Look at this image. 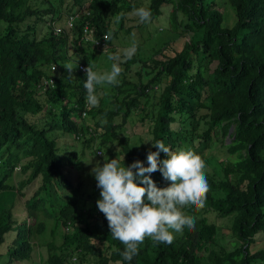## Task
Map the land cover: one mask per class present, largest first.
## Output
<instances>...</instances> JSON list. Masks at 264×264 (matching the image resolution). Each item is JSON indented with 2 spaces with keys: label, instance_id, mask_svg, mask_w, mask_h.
Listing matches in <instances>:
<instances>
[{
  "label": "trees",
  "instance_id": "16d2710c",
  "mask_svg": "<svg viewBox=\"0 0 264 264\" xmlns=\"http://www.w3.org/2000/svg\"><path fill=\"white\" fill-rule=\"evenodd\" d=\"M57 1L0 0V264H35L34 238L47 220L58 242L45 241L46 264H264V0H223L234 9L231 26H223L218 0ZM165 4L184 37L180 49L132 57L113 92L98 85L99 105H86V75L76 63L96 71L104 47L84 43L83 26L111 33L109 46L120 30L131 31L124 26L129 12L149 8L152 22ZM135 62L134 82L127 75ZM67 65L76 67L72 76ZM135 113L147 136L136 146L127 135L120 140ZM115 141L121 166L140 160L147 167L151 142L192 150L205 162L209 185L203 209H181L196 218L194 229L174 234L171 245L145 238L130 262L99 198L77 176L85 150H100L105 162V147ZM217 141L223 151L207 154ZM151 178L157 187L170 184L159 171ZM223 220L226 243L218 236Z\"/></svg>",
  "mask_w": 264,
  "mask_h": 264
},
{
  "label": "clouds",
  "instance_id": "9594fccd",
  "mask_svg": "<svg viewBox=\"0 0 264 264\" xmlns=\"http://www.w3.org/2000/svg\"><path fill=\"white\" fill-rule=\"evenodd\" d=\"M134 15L141 23H148L152 18L151 10L146 7L134 9ZM103 39L110 40L111 33L105 34ZM136 50L133 44L124 49L122 55H109L108 59L113 63L108 72L98 73L90 65L85 69V99L89 106L99 105L98 85H119L120 65L130 60ZM64 68L69 76L76 69L72 65ZM151 143L156 151L149 150L147 167L140 160L121 166L115 158L94 167L91 173L100 189L97 207L106 217L113 239L124 245L120 253L124 261L130 262L138 255L139 245L145 238H151L154 244L171 245L174 234L182 233L185 227L194 229L196 218L185 215L181 209L189 204L203 209L209 191L205 162L199 154L183 149L173 152L162 141ZM161 152L166 155L163 160L160 159ZM157 171L170 182L169 186L157 187L151 178Z\"/></svg>",
  "mask_w": 264,
  "mask_h": 264
},
{
  "label": "rangeland",
  "instance_id": "374dc122",
  "mask_svg": "<svg viewBox=\"0 0 264 264\" xmlns=\"http://www.w3.org/2000/svg\"><path fill=\"white\" fill-rule=\"evenodd\" d=\"M54 3L57 5L58 1L53 0ZM219 8L224 13V20H223V26H231L235 21V14L233 7L223 0H218ZM171 5L165 4L162 6V13L156 17L150 24H144L139 22V18L134 15L133 12H129L127 16L125 17L124 26L129 27L131 31L129 33H126L124 30H120L115 38L112 40V45H106L103 48V53L98 57L99 59H96V66L95 70L98 73H104L111 70V65L113 61L109 60V55L112 54H123V50L130 48L133 46V44L136 45L137 50L133 57L135 58H142V59H149L152 57L156 50L160 49L161 47H165L166 50H171L173 48L180 49L182 46L184 37L178 34L174 31L170 24V11H171ZM84 11V10H83ZM67 22V19L66 21ZM59 25H63L62 21L58 25H56L57 28H61ZM122 67V70L124 68L123 63L120 65ZM131 71L128 73L127 77L130 78L135 82L136 81V74L134 71L136 68H139V63L135 62L131 64ZM120 78V77H119ZM102 88L105 89V95L111 94L113 92L112 86L107 84H101ZM111 98H107V101H109ZM124 111V110H123ZM140 117L139 113L132 114V118L127 120V123L123 126V131L120 133V140L122 143H124V137L123 136H129L133 141V144L136 146L138 144V136L144 135V137H147L145 133H143V130L145 126L142 124L136 123ZM133 120H136L134 122ZM78 151H80V144H78ZM106 155H102L105 157L104 159H108L106 161H109L111 159H117L118 161L123 159V153H119V150L121 149V144L118 142L109 143L106 147ZM223 147L220 144L219 141H217L212 149L207 150L208 153H215L220 154L223 151ZM100 150H97V153L95 155H89L87 154V151H84V158L81 160L83 167L80 172L77 173V176H79L80 180L83 182L84 188L91 193H94L95 198L100 199V189L97 187V182L94 178V176L91 174L92 169L94 167L102 166L103 161L99 158L101 157ZM107 156V157H106ZM223 156H221L222 158ZM223 159V158H222ZM221 159V160H222ZM105 161V162H106ZM74 172H72L73 174ZM27 223H32L34 219L32 217H25ZM227 220H223L221 222V227H219V240L222 239V243L229 239L227 233ZM51 221L47 220V228L46 231L43 234H38L35 236L34 241L37 243L35 247L34 257L33 260H36L35 264H46L42 263L43 260L46 258L47 252H46V245L44 244L45 241H49L52 237L53 239L58 242L56 235H51ZM224 238L226 240H224ZM257 245H263L262 241H259ZM23 264H30V262H24Z\"/></svg>",
  "mask_w": 264,
  "mask_h": 264
},
{
  "label": "built area",
  "instance_id": "2783aa9c",
  "mask_svg": "<svg viewBox=\"0 0 264 264\" xmlns=\"http://www.w3.org/2000/svg\"><path fill=\"white\" fill-rule=\"evenodd\" d=\"M76 15H70L67 18V27H71L73 25L74 19L76 18ZM61 28L55 27V33L57 34L60 31ZM107 33H103L101 35H96V31L94 27H91L88 24H85L82 28V34H81V40L84 43L90 42L95 46L104 47L107 45V41L103 39L104 35ZM77 70L83 72L85 74V69L89 66L84 64L83 62H77ZM57 69V66L55 64L50 65V70L55 71ZM86 75V74H85ZM87 78V77H86ZM86 81V80H85ZM49 83L52 82V80L48 81ZM87 105V103H86ZM86 115L85 111H82V117Z\"/></svg>",
  "mask_w": 264,
  "mask_h": 264
},
{
  "label": "water",
  "instance_id": "95a60500",
  "mask_svg": "<svg viewBox=\"0 0 264 264\" xmlns=\"http://www.w3.org/2000/svg\"><path fill=\"white\" fill-rule=\"evenodd\" d=\"M231 130H232V128L230 129V131H231ZM230 131H229V132H230Z\"/></svg>",
  "mask_w": 264,
  "mask_h": 264
}]
</instances>
